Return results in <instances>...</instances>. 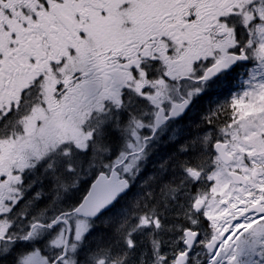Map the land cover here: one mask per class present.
I'll use <instances>...</instances> for the list:
<instances>
[{"label": "snow or ice", "instance_id": "6c2138e0", "mask_svg": "<svg viewBox=\"0 0 264 264\" xmlns=\"http://www.w3.org/2000/svg\"><path fill=\"white\" fill-rule=\"evenodd\" d=\"M0 264H264V0H0Z\"/></svg>", "mask_w": 264, "mask_h": 264}, {"label": "flooded vegetation", "instance_id": "af4514ba", "mask_svg": "<svg viewBox=\"0 0 264 264\" xmlns=\"http://www.w3.org/2000/svg\"><path fill=\"white\" fill-rule=\"evenodd\" d=\"M98 230H102V229H98Z\"/></svg>", "mask_w": 264, "mask_h": 264}]
</instances>
